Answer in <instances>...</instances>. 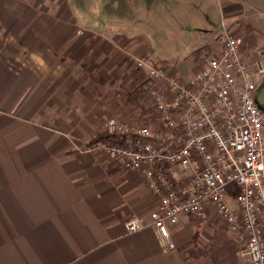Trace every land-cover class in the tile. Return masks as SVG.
Masks as SVG:
<instances>
[{"label": "crops", "instance_id": "crops-1", "mask_svg": "<svg viewBox=\"0 0 264 264\" xmlns=\"http://www.w3.org/2000/svg\"><path fill=\"white\" fill-rule=\"evenodd\" d=\"M223 30L264 57V0H0V264H248L212 208L168 225L174 250L127 233L158 197L84 151L109 118L156 122L134 57L188 80Z\"/></svg>", "mask_w": 264, "mask_h": 264}, {"label": "built area", "instance_id": "built-area-1", "mask_svg": "<svg viewBox=\"0 0 264 264\" xmlns=\"http://www.w3.org/2000/svg\"><path fill=\"white\" fill-rule=\"evenodd\" d=\"M133 63L149 80L156 122L109 118L102 131L118 137L84 149L125 172L141 173L158 197L149 223L131 217L126 232L149 227L161 249L174 250L168 225L212 208L237 235L247 263L264 264V112L256 100L264 57L249 62L240 40L223 30L218 51L188 80L147 57Z\"/></svg>", "mask_w": 264, "mask_h": 264}, {"label": "trees", "instance_id": "trees-1", "mask_svg": "<svg viewBox=\"0 0 264 264\" xmlns=\"http://www.w3.org/2000/svg\"><path fill=\"white\" fill-rule=\"evenodd\" d=\"M146 83V87H148V85H149V80L148 79H146V81H145ZM116 137H118L117 135H112V136H110V135H108V134H106V133H99V134H96L90 141H89V143H88V145H91V144H94V143H98V142H100V141H104V140H109V139H115ZM119 141H123L124 139H125V137L124 136H119Z\"/></svg>", "mask_w": 264, "mask_h": 264}, {"label": "rangeland", "instance_id": "rangeland-1", "mask_svg": "<svg viewBox=\"0 0 264 264\" xmlns=\"http://www.w3.org/2000/svg\"><path fill=\"white\" fill-rule=\"evenodd\" d=\"M160 48H162V47H160ZM164 48L167 49V47H164ZM179 54H180V53H178L177 56H179ZM187 64H188V67L191 66V64H189V63H187ZM178 66L183 68V67H184V64L181 63V62H179V63H178ZM145 87H146V86H145ZM256 94H257L258 102H259L261 105L264 106V86H263L262 88L258 89L257 92H256ZM126 122H127V121H126ZM141 123L144 124L143 122H141ZM102 127H103V125H102ZM100 133H104V132L101 131Z\"/></svg>", "mask_w": 264, "mask_h": 264}, {"label": "water", "instance_id": "water-1", "mask_svg": "<svg viewBox=\"0 0 264 264\" xmlns=\"http://www.w3.org/2000/svg\"><path fill=\"white\" fill-rule=\"evenodd\" d=\"M259 108L264 112V106L258 103Z\"/></svg>", "mask_w": 264, "mask_h": 264}, {"label": "flooded vegetation", "instance_id": "flooded-vegetation-1", "mask_svg": "<svg viewBox=\"0 0 264 264\" xmlns=\"http://www.w3.org/2000/svg\"><path fill=\"white\" fill-rule=\"evenodd\" d=\"M256 100H257V102H258L257 95H256ZM258 103H259V102H258Z\"/></svg>", "mask_w": 264, "mask_h": 264}]
</instances>
